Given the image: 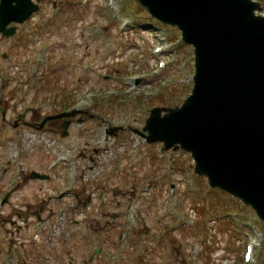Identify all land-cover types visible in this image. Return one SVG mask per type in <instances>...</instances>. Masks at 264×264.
Returning <instances> with one entry per match:
<instances>
[{"label":"rangeland","instance_id":"1","mask_svg":"<svg viewBox=\"0 0 264 264\" xmlns=\"http://www.w3.org/2000/svg\"><path fill=\"white\" fill-rule=\"evenodd\" d=\"M37 5L15 35L0 36V264H68L42 252L58 243L79 256L69 264L97 248L91 264H244L246 241L256 244L251 263L264 264L255 213L194 174L189 154L140 135L151 108L190 94L193 51L179 32L137 0ZM27 106L82 113L67 137L13 130Z\"/></svg>","mask_w":264,"mask_h":264},{"label":"water","instance_id":"2","mask_svg":"<svg viewBox=\"0 0 264 264\" xmlns=\"http://www.w3.org/2000/svg\"><path fill=\"white\" fill-rule=\"evenodd\" d=\"M137 1L152 18L180 30L195 56L190 95L180 106L152 108L141 135L148 144L162 143L163 150L190 153L197 175L253 208L264 222V16L255 14L260 4ZM37 10L31 0H0V34L12 36L15 27L8 25L22 24Z\"/></svg>","mask_w":264,"mask_h":264},{"label":"flooded vegetation","instance_id":"3","mask_svg":"<svg viewBox=\"0 0 264 264\" xmlns=\"http://www.w3.org/2000/svg\"><path fill=\"white\" fill-rule=\"evenodd\" d=\"M16 33H17V29H16ZM67 110L69 109L64 110L63 108V109L56 110V111H50V112L40 111L39 112V111H35L34 107L27 106L24 108L22 112H18L17 114H14V120L11 122V127L13 128V130H17L20 127H25L31 130L42 131V132L54 131L55 128H58V132H62L64 124H68V126L70 127V125L72 124L74 120H80L79 119L80 115L73 117V118L61 119V120H53V119L47 120V119L57 114L63 113ZM2 115L4 116V113ZM30 178H31V175H30ZM113 217H114V220L112 222H108L105 225L104 227L105 230L110 229V227L115 222L116 216H112V218ZM109 241L110 240H108L107 242ZM120 241H121V237L119 238V242ZM108 248L110 250L111 245H109ZM42 252L49 254L53 258V260L57 263L63 262L66 259V261L68 260L67 262L69 264L73 262L74 258H79L77 254H74L73 249L65 250L64 245L60 243L56 244L55 246L52 244L50 246H44ZM103 252H105V249L103 250ZM82 256L84 257V259H82V262L84 264L100 262L99 260L102 258V250L101 248L94 249L93 255H89V252L86 251L84 255Z\"/></svg>","mask_w":264,"mask_h":264},{"label":"trees","instance_id":"4","mask_svg":"<svg viewBox=\"0 0 264 264\" xmlns=\"http://www.w3.org/2000/svg\"><path fill=\"white\" fill-rule=\"evenodd\" d=\"M262 4L264 5V0H261Z\"/></svg>","mask_w":264,"mask_h":264}]
</instances>
